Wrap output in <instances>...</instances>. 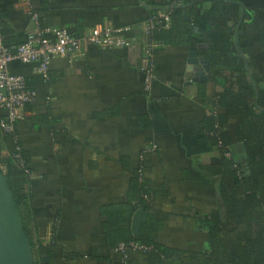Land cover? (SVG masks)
I'll use <instances>...</instances> for the list:
<instances>
[{
    "label": "crops",
    "instance_id": "crops-1",
    "mask_svg": "<svg viewBox=\"0 0 264 264\" xmlns=\"http://www.w3.org/2000/svg\"><path fill=\"white\" fill-rule=\"evenodd\" d=\"M155 1L0 0V21L11 49L32 27V12L38 14L41 28H65L79 37L93 29L126 26L132 27L126 36H141L140 23L161 9ZM232 2L238 5L237 18L228 23L234 47L256 89L251 101L263 110L264 0ZM213 3L193 0L182 2L187 4L183 8L174 6L181 10L188 32L176 41L158 43L149 91L142 39L132 47L114 49L85 41L80 57L52 60L49 81L36 64L10 62V72L25 76L28 87L37 92L36 103L17 124V134L32 170L27 189L33 224L44 243L55 244L47 263L196 264L188 258L190 253L197 258L208 254L209 236L201 220L222 203L220 177L207 171L220 160L217 147L208 141L205 121L211 93L220 86L211 67L210 80L196 82L205 75L195 73H200L198 58L208 59L199 51L209 48L202 33L211 29L206 15ZM191 64L194 77L187 78ZM241 122L239 115L231 116L226 130L233 131ZM153 144L157 149L144 159L145 178L155 191L147 220L152 215L161 221L158 242L186 252L182 262L154 249L132 250L125 261L109 245L105 229V212L128 202L139 156ZM232 152L246 171L244 144H233ZM146 221L141 228L147 227Z\"/></svg>",
    "mask_w": 264,
    "mask_h": 264
},
{
    "label": "trees",
    "instance_id": "trees-1",
    "mask_svg": "<svg viewBox=\"0 0 264 264\" xmlns=\"http://www.w3.org/2000/svg\"><path fill=\"white\" fill-rule=\"evenodd\" d=\"M229 1L231 0H214L206 15L212 23L211 29L202 33L209 48L199 51L211 61L210 67L220 86L209 98L210 114L205 121V133L219 153L220 162L209 166L207 171L220 177L222 208L201 220L209 236L208 254L197 258L192 252L188 258L193 259L196 264H264V89L260 90L259 99L263 110L258 111L251 101L256 96V89L247 79L245 63L235 50L228 25L229 21L237 18L238 5L232 2L235 0ZM154 4L161 9L155 10L151 15L168 11L171 13L172 23L169 29L154 33L153 41L173 42L188 32L181 10L174 7L171 0H156ZM3 34L5 35L4 30ZM12 51L15 52L16 49ZM31 105H27L26 110ZM219 108H225L226 112L219 113ZM233 115H239L242 122L233 131H228L225 126ZM5 116L0 109V119ZM239 142L244 144L247 155L246 171L232 152V145ZM19 143L25 165L32 174L23 143ZM16 153L12 134L5 133L0 127V165L30 239L35 254L34 264H49L43 262V257H54L55 244L52 241L44 243L39 236V227L33 224L30 205L32 199L27 189L31 175L25 172ZM154 198V188L145 178V163L139 156L128 202L111 205L105 212L108 218L105 229L109 245L115 248L120 243L139 241L160 251L168 259L174 258L182 262L186 252L158 242L157 233L162 226L156 217L149 216L144 223L148 224L147 227L140 228L138 234L132 231L135 212L140 208L150 212Z\"/></svg>",
    "mask_w": 264,
    "mask_h": 264
},
{
    "label": "built area",
    "instance_id": "built-area-1",
    "mask_svg": "<svg viewBox=\"0 0 264 264\" xmlns=\"http://www.w3.org/2000/svg\"><path fill=\"white\" fill-rule=\"evenodd\" d=\"M171 1L175 6L178 3L182 4V2L193 0ZM38 18V14L32 12V27L26 32L25 39L17 46L15 52L5 41L0 21V109L6 114L5 118L0 119V127L5 133L12 134L16 144V158L19 159L20 164L29 175H31V172L27 169L25 160L22 157V146L19 143L16 126L25 116L26 106L36 103L37 92L28 87L25 76L10 72V62L17 59L25 64H36L38 72L45 81H49L52 60L59 56H70L73 59L80 57L83 55L82 48L85 41L105 49H114L132 47L142 39L147 54L143 66L145 89L149 91L155 79L153 55L155 48L158 46V43L152 40V36L157 31L169 29L172 23L171 13L160 11L140 23V29L143 33L141 36H126L125 34L132 30V27L126 26L121 28L107 27L101 30L93 29L86 35L79 37L71 34L65 28L50 27L43 29ZM48 34H52L53 37H48ZM156 149V144L144 148L140 154V160L143 161L149 152ZM3 153H7V151H3ZM151 249V246L139 241L120 243L114 248L122 254L125 261L128 260L129 252L132 250L148 251Z\"/></svg>",
    "mask_w": 264,
    "mask_h": 264
},
{
    "label": "water",
    "instance_id": "water-1",
    "mask_svg": "<svg viewBox=\"0 0 264 264\" xmlns=\"http://www.w3.org/2000/svg\"><path fill=\"white\" fill-rule=\"evenodd\" d=\"M177 6L178 8H183L187 4H179ZM198 62L200 64L196 65V70H200V73L197 72L195 74L199 76L205 75V77H200L201 79L195 78V81L210 80V61L206 57H200ZM188 70L187 78L194 77L195 66L189 65ZM147 217L148 212L143 208L135 212L132 221L133 233H139L141 225L147 220ZM47 260V256H44L43 262L47 263ZM34 261L35 254L30 239L26 234L6 174L0 165V264H34Z\"/></svg>",
    "mask_w": 264,
    "mask_h": 264
},
{
    "label": "rangeland",
    "instance_id": "rangeland-1",
    "mask_svg": "<svg viewBox=\"0 0 264 264\" xmlns=\"http://www.w3.org/2000/svg\"><path fill=\"white\" fill-rule=\"evenodd\" d=\"M146 147H148V146H146ZM146 147H145V148H146Z\"/></svg>",
    "mask_w": 264,
    "mask_h": 264
}]
</instances>
